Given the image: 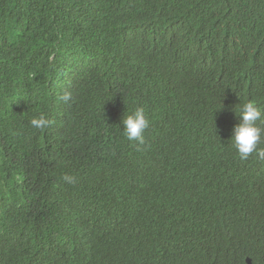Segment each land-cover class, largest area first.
<instances>
[{"label":"trees","instance_id":"1","mask_svg":"<svg viewBox=\"0 0 264 264\" xmlns=\"http://www.w3.org/2000/svg\"><path fill=\"white\" fill-rule=\"evenodd\" d=\"M177 1L195 46L239 11L238 0ZM244 3L237 21L264 39V0ZM60 37L25 0H0V264H264V158L240 160L231 139L253 99L227 75L197 97L179 73H144L141 54L126 70L117 55L92 59L85 79L66 69L56 95ZM137 107L149 121L138 147L122 125ZM41 114L50 126L31 128Z\"/></svg>","mask_w":264,"mask_h":264},{"label":"clouds","instance_id":"2","mask_svg":"<svg viewBox=\"0 0 264 264\" xmlns=\"http://www.w3.org/2000/svg\"><path fill=\"white\" fill-rule=\"evenodd\" d=\"M238 1L239 11L230 22L217 32L200 34V44L195 46L190 22L177 0H44L41 4L25 0L31 10L52 22L61 36L56 51L49 56L56 71L62 72L52 84L53 94L62 90L63 79L68 77L66 69L74 77H88L92 59L112 61L117 56L115 70L123 63L121 70L136 64L135 56L141 54L137 64L144 73L165 77L179 73L186 89L197 97L208 89L212 78L231 77L234 92L254 101L239 107L236 114L241 119L232 130L233 146L243 161L254 152L264 158V150L259 148L264 138V107L256 105L264 102V39L252 37L237 21L249 12L244 0ZM118 27L123 31L121 39H127L124 50L113 44ZM132 36L131 49L128 39ZM60 99L68 102L71 94L66 92ZM7 100H11L6 105L8 111L14 115L21 112L16 98ZM51 123L42 114L29 121L31 128L39 130ZM122 125L128 141L137 147L144 144L149 121L143 107L135 108ZM62 180L68 185L77 182L72 175H64Z\"/></svg>","mask_w":264,"mask_h":264}]
</instances>
